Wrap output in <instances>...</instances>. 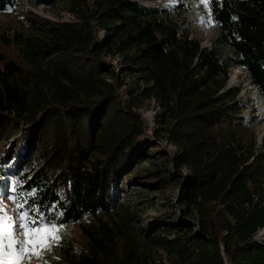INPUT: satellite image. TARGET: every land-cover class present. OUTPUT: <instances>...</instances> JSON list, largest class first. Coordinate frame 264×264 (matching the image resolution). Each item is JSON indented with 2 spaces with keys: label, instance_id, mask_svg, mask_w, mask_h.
Wrapping results in <instances>:
<instances>
[{
  "label": "trees",
  "instance_id": "obj_1",
  "mask_svg": "<svg viewBox=\"0 0 264 264\" xmlns=\"http://www.w3.org/2000/svg\"><path fill=\"white\" fill-rule=\"evenodd\" d=\"M62 2L67 20L29 18L39 35L0 29L4 196L21 198L43 226L79 225L85 248L56 247L68 264H165L145 254L146 241L191 264H264V241L255 238L264 228V151L247 143L256 119L244 115L240 87L226 88L240 67L264 101V0H208L219 28L209 47L191 36L182 4L33 0ZM18 8V0H0L2 12ZM11 46L15 57L6 54ZM109 57L121 59L119 71ZM120 75L135 76L138 95L122 99ZM142 99H155L160 112L154 140L138 152L148 133L136 109ZM164 139L178 150L173 168L138 175L152 187L179 182L180 219L167 213L141 233L124 180L159 155Z\"/></svg>",
  "mask_w": 264,
  "mask_h": 264
},
{
  "label": "rangeland",
  "instance_id": "obj_2",
  "mask_svg": "<svg viewBox=\"0 0 264 264\" xmlns=\"http://www.w3.org/2000/svg\"><path fill=\"white\" fill-rule=\"evenodd\" d=\"M138 1L147 6L164 5L171 8L182 4V19H184L186 26L191 30V36L200 39L204 47H209L219 35V28L209 14L208 0ZM18 5L19 8L11 12L0 11V29L10 34L19 32L25 35H39L37 31L30 27L29 18L41 21H62L71 18L64 2L49 6L45 4L35 5L33 0H18ZM5 49L6 54L8 53V55L15 57L16 50L14 46L6 47ZM226 51H229V49L227 48ZM108 60H111L117 71H119L121 59L119 61V58L112 59L109 57ZM120 76L121 81L126 82L119 91L122 99H129L130 90L134 91L135 96L138 95L139 90L135 76ZM108 78L112 79L110 76ZM236 86L241 89L238 98L249 104V108L244 112V115L248 118L256 119L253 128L254 132L253 134H248L247 143L248 145L255 144L256 150L262 152L264 151V101L249 81L247 71L240 67L232 68L226 88ZM140 105L136 109L148 125V133L140 138L137 145L138 152L145 148L149 140H154L153 129L157 125L156 117L160 112L155 99H142ZM148 148H150L149 145ZM156 151L159 152V155L155 158L147 160L142 165L132 166L129 180L128 178L124 180L126 189V193L123 194L124 202L129 207V210L134 213L131 215V223L135 228H139L138 230L141 233H144L145 229L148 230L151 227L158 226V220L166 218L167 213L172 215V220L176 223L180 219L177 207V197L180 190L179 182L174 181L165 183L161 187H152L138 175V171L143 168L148 170H154L157 166L159 168H173L171 159L177 153V147L164 139L161 144L158 142ZM182 173L188 174L189 168L184 167ZM139 180L140 182H137ZM15 184L16 182L14 181L10 186L13 187ZM2 192L3 190H0V217L6 216L8 218L6 224L8 233H10V240L23 241L24 245L21 248L20 244L15 243L8 247L10 240H3V244L0 245V264H68V260L64 255L56 250L58 245L70 242L77 248H85L88 241L77 224L64 227L44 226L49 230L47 235L58 238L51 240L41 239L38 244L29 243V241L38 239L36 234L32 232V228L35 226L30 224L34 219L30 215L26 216V218L21 217L22 213L26 214L24 208H22L21 198L13 194L4 196ZM196 219L195 212L186 217V220L191 223ZM21 224L29 225L28 234H25V229L20 227ZM41 235H44L43 231ZM173 237H175V234L171 235V238ZM255 238L258 241H264V228L259 230ZM145 243L147 245H143L142 249L151 260L165 264H191V261L183 259L176 251L156 247L147 241ZM47 244H51V247H44Z\"/></svg>",
  "mask_w": 264,
  "mask_h": 264
},
{
  "label": "snow or ice",
  "instance_id": "obj_3",
  "mask_svg": "<svg viewBox=\"0 0 264 264\" xmlns=\"http://www.w3.org/2000/svg\"><path fill=\"white\" fill-rule=\"evenodd\" d=\"M22 218H26V214H21ZM7 217H0V245L3 244V240L5 239H9L10 240V233H8V228H7ZM30 224L34 225L35 227L32 228V232H34L36 234V236L38 237V239L36 241H29V243H34V244H38L40 242L41 239H47V240H51L54 238H58V237H52L47 235L48 233V229H46L43 225H41L37 220H33L30 222ZM20 227L25 229V234H28V229H29V225L26 224H21ZM44 233V235L42 236L41 233ZM18 243L20 244L21 248H23L24 242L23 241H15V240H10L9 244L7 245L8 247H11L12 244ZM44 247L50 248L51 244H47Z\"/></svg>",
  "mask_w": 264,
  "mask_h": 264
}]
</instances>
